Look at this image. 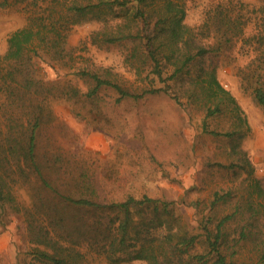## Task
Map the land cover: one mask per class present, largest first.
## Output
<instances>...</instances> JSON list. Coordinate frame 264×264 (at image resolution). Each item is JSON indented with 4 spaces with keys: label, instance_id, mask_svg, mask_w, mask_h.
I'll return each instance as SVG.
<instances>
[{
    "label": "trees",
    "instance_id": "trees-1",
    "mask_svg": "<svg viewBox=\"0 0 264 264\" xmlns=\"http://www.w3.org/2000/svg\"><path fill=\"white\" fill-rule=\"evenodd\" d=\"M32 1L38 9L9 33L6 50L0 54V223L16 222L23 229L30 256L20 264H85L91 253L110 264L131 260L148 264H264V189L257 178L248 182L247 196L234 199L232 208L220 215L213 211L216 203L229 201L235 194L231 188L214 191L195 231L193 225L190 229L181 225L173 212V200L131 193L122 199H101L97 184L85 171L76 167L65 170L63 166L70 160H62L61 153L41 150L37 139L56 102L76 103L83 96L76 86H60L45 74L47 65L55 67L54 62L70 69L74 66L66 60L71 54L66 46L69 30L82 21L103 20L107 15L115 20L121 11H126L125 17L110 28L94 31L91 42L135 40L134 56L152 62V80L159 85L149 84L137 91L123 87L119 75L104 68L72 69L76 76L92 79L86 96L109 86L116 90L115 101L119 102L158 91L171 94L173 83L179 82L181 87L187 82L186 96L199 98V87L207 115L223 110L224 97L238 109L217 78L210 58L222 48L240 43L247 62L238 70L264 108V85L260 83L264 0L208 2L197 26L184 22V0ZM162 60L171 71L163 67ZM173 92L172 99L181 103L178 91ZM203 129L232 140L241 132L215 131L205 122ZM232 144L238 161L230 166H241L243 160L242 167L252 170L236 139ZM200 202L194 201L193 208ZM250 244L254 252L242 256V248Z\"/></svg>",
    "mask_w": 264,
    "mask_h": 264
},
{
    "label": "rangeland",
    "instance_id": "rangeland-1",
    "mask_svg": "<svg viewBox=\"0 0 264 264\" xmlns=\"http://www.w3.org/2000/svg\"><path fill=\"white\" fill-rule=\"evenodd\" d=\"M155 1L159 0L151 3ZM211 1L215 2L184 0V22L199 25L203 20V5ZM37 7L32 0H5L0 4V54L6 50L9 33L24 25L29 13ZM125 14L126 11H121L115 20L109 15L103 20H85L69 30L66 46L72 55L66 60L74 66L70 69L54 62L55 67L47 65L45 74L47 79L56 80L60 86H76L83 96L76 103L56 102L53 105L49 121L39 131L38 146L43 151L61 153L62 160L69 159L67 166H63L67 168L65 170L74 171L73 167H76L85 171L86 176L97 184V195L101 199H122L131 193L173 200V212L181 225L186 228L193 225L197 231L198 221L207 212L205 206L217 189L223 192L231 188L235 194L232 200L216 203L213 211L217 215L229 211L234 199L247 196L252 177L257 178L264 189V108L256 102L251 84L241 78L238 70L247 62L240 43L222 48L210 58L211 65L215 64L217 78L234 97L238 109L224 97L223 110L207 115L199 87V98L186 96L187 82L181 87L179 82L173 83L169 89L171 94L158 91L119 102L115 101L116 90L109 86H101L96 93L86 96L84 93L92 86V79L78 77L72 69L104 68L118 74L123 87L137 91L149 84L159 85L152 80L155 77L151 72L152 62L134 56L135 40L126 38L107 44L91 42L94 31L110 28ZM71 56L72 60H69ZM161 62L165 69L172 70L164 60ZM260 73V83L264 85V69ZM175 90L181 103L172 99ZM72 107L79 114L76 115ZM203 121L208 129L241 132L232 140L204 130ZM234 139L246 152L252 170L242 167L243 160L239 161L241 166H230L238 161L232 151ZM74 159L77 160L74 162ZM196 200L201 202L195 209ZM22 231L16 222L5 226L0 223V264H20L29 258V243ZM250 247L251 244L242 248L241 255L248 257L254 252ZM94 255L88 254L85 264H110ZM118 264L148 263L131 260Z\"/></svg>",
    "mask_w": 264,
    "mask_h": 264
}]
</instances>
